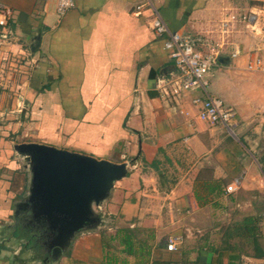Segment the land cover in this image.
I'll return each instance as SVG.
<instances>
[{
    "label": "crops",
    "instance_id": "1",
    "mask_svg": "<svg viewBox=\"0 0 264 264\" xmlns=\"http://www.w3.org/2000/svg\"><path fill=\"white\" fill-rule=\"evenodd\" d=\"M0 2L9 11L0 25V169H20L16 141L127 162V176L98 206L109 216L100 221L106 233L154 232L152 259L185 251L196 264H264V76L248 68L262 57L264 73V0H75L63 16L57 0ZM152 6L172 30L225 40L229 61L209 75H218L214 92L237 112L234 133L199 118L193 99L201 91L158 89L176 67L154 31ZM20 175L0 174V216L12 213ZM246 226L254 232L241 235ZM183 230L190 233L175 253L156 248ZM195 230L206 232L194 239ZM102 235L80 234L58 264H105ZM13 240L0 236V264H40Z\"/></svg>",
    "mask_w": 264,
    "mask_h": 264
},
{
    "label": "water",
    "instance_id": "2",
    "mask_svg": "<svg viewBox=\"0 0 264 264\" xmlns=\"http://www.w3.org/2000/svg\"><path fill=\"white\" fill-rule=\"evenodd\" d=\"M219 61H229L224 55ZM24 154L31 173L30 194L26 198L34 206L33 215L51 230V246L58 256L75 235L99 224L95 205L100 206L114 184L127 176L128 163L39 142L15 145ZM20 206V207H19ZM18 203L15 215L21 208Z\"/></svg>",
    "mask_w": 264,
    "mask_h": 264
},
{
    "label": "built area",
    "instance_id": "3",
    "mask_svg": "<svg viewBox=\"0 0 264 264\" xmlns=\"http://www.w3.org/2000/svg\"><path fill=\"white\" fill-rule=\"evenodd\" d=\"M74 5L75 0H57L58 15H65ZM143 5H139L138 8L140 9ZM153 8L152 25L154 31L164 37V46L170 52L176 67V72H172L171 76L158 79V89L164 95L184 93L191 90L201 91L203 96H196L193 99V104L198 107L199 118L213 125H223L231 133H234L237 124L236 110L220 97L212 95L209 90L210 81L208 76L212 67L220 64L219 56L222 54L225 40L222 38L216 39L206 33L192 34L172 30L159 13V10ZM8 12L0 2V14H2L0 25L6 26L8 24L6 15ZM244 19L252 22L254 15H246ZM228 26L229 21L224 20L221 27L222 34L228 32ZM8 32L12 34L11 30ZM238 55V50L232 53V57ZM261 60L258 59L255 65L250 64L249 68L260 69ZM12 61L17 63L18 58H13ZM18 108L21 111L23 106L18 105ZM239 184L240 179L237 178L226 186V191L229 193L236 191ZM181 243L182 238L180 236H169L167 250L177 251Z\"/></svg>",
    "mask_w": 264,
    "mask_h": 264
},
{
    "label": "rangeland",
    "instance_id": "4",
    "mask_svg": "<svg viewBox=\"0 0 264 264\" xmlns=\"http://www.w3.org/2000/svg\"><path fill=\"white\" fill-rule=\"evenodd\" d=\"M258 59L261 60L262 57H258ZM249 65H250V62L248 64V66ZM12 67H16V66L12 64ZM249 69L251 71L258 72V73L261 72L259 74L264 76V73L262 71L258 70V69L257 70L255 68H249ZM215 76L216 77H213V78H212L211 75L208 76V79L210 81L209 90H210L211 94H213L214 96H218L221 99H223L225 102H227L222 96L217 95V93H215L214 90H213V80H215L218 77V75L216 74ZM227 103H229V102H227ZM230 105L233 106L232 104H230ZM208 124H210V123H208ZM210 125H213V124H210ZM215 126H220V124H215ZM235 129L237 130V128H235ZM13 137L15 138V135H13ZM15 140H17V139L15 138ZM19 143H22V142H17L16 141V143H14V144L16 145V144H19ZM43 144H45V143H43ZM15 145H13V151H14V154L16 155V157L19 159V164L21 165L20 166V169H18L17 171H14V170L6 171V169L3 168V169H0V174L1 175L5 174L4 177L6 179H9L10 177H11V179H15V177L18 176V174H21L20 175L21 178L22 179L24 178V180H25L24 181V185H23L24 188L22 187L21 190H17V192H14L13 197L10 200L11 207H12V213L11 214H1L2 216H0V223H1L0 224V236H2L3 238H6V239L12 238L13 236H15V238H17V239L20 240V241L13 240L12 241V244L13 245H20V244H23V243L24 244H27V246H29V248L32 250L31 256L32 257H35L36 256L38 258V260H40V264H58L60 258L62 256H64V255L66 256L68 254V251H70V248L73 247L74 242L76 241L77 237L80 234H82V233L88 234V233H95V232H100V233L103 234L104 232H107L108 231L106 225L103 226L100 223V221H102V219H106L107 221H109V218L108 219L105 218V217H109V216L103 214V211H104L103 206H102V208H99L98 206L95 205L94 207L97 210L96 213H97L98 217H100L99 224H97L95 227L87 228V229H84L83 231L78 232L75 235V237L72 239V241L68 245V247H66L63 250V252H62L63 254L60 253V255H58V256H49V260L45 262L43 259H44V256L45 255H48V253H44L43 251H37V250L34 251L32 249V247H31L32 245H30V242H28L30 240H28L27 235L24 233V231H22V229L18 230L19 228L18 229L17 228L15 229V226H18V222H20L19 219H18V217H16V215H15V210H16L17 204L20 202V200H24L27 197V195L29 194V188H30V184H31V173H29L30 170H29V166L27 165L28 164V160H26V156L24 154H21L20 152L16 151ZM27 224L31 225V227H34L33 226L34 225L33 223H29L28 222ZM164 232L165 233H171L173 231H171V230H165ZM205 232L206 231H197V230L192 231V234L193 235L191 234L192 235L191 237L195 239L196 237L200 236L202 233H205ZM188 233H190V232L187 231V230H183V231H180V233H178L179 235H181L180 237L182 238V243H184V244H185V241L187 239L186 236H187ZM212 234H213L214 237H217V235H216L215 232L212 233ZM16 235H19L20 238L17 237ZM173 235H175V234H171V236H173ZM140 236H143L142 233H141V231H140ZM29 252H27V254Z\"/></svg>",
    "mask_w": 264,
    "mask_h": 264
},
{
    "label": "trees",
    "instance_id": "5",
    "mask_svg": "<svg viewBox=\"0 0 264 264\" xmlns=\"http://www.w3.org/2000/svg\"><path fill=\"white\" fill-rule=\"evenodd\" d=\"M154 161L152 164H156ZM27 235L28 242L31 247L37 251H43L44 231L34 230L31 226L20 227ZM20 230V229H19ZM233 232V231H231ZM253 227L246 226L244 230L240 231L241 235L252 234ZM155 240V233L149 232L143 238H139L137 234L128 227L119 229L116 234L103 233L102 242L104 247L105 264H132L127 259H118V254H124L136 258L135 264H196L198 260L191 261L185 251L181 252L179 259L160 260L152 259L153 245L151 242ZM168 238L160 239L156 248H165L167 250ZM169 251V250H168ZM172 254L175 251H171ZM152 259V261H151Z\"/></svg>",
    "mask_w": 264,
    "mask_h": 264
},
{
    "label": "flooded vegetation",
    "instance_id": "6",
    "mask_svg": "<svg viewBox=\"0 0 264 264\" xmlns=\"http://www.w3.org/2000/svg\"><path fill=\"white\" fill-rule=\"evenodd\" d=\"M28 199V198H27ZM26 198L24 200H21V208H19V212L17 213L16 217H18L19 221L18 224L23 227L31 226L29 223H33L34 227H32L34 230H43L44 231V237L45 240H43V252L48 253V255L44 256V261L49 260V256H54V253H56L55 246H51L50 242V236L52 235L51 230L48 228V225L44 221H38L34 215H33V209L34 206L32 203L27 200ZM20 207V206H19ZM26 221V222H25ZM46 251V252H45Z\"/></svg>",
    "mask_w": 264,
    "mask_h": 264
}]
</instances>
